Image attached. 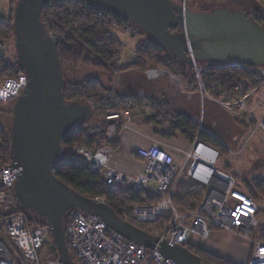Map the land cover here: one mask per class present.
<instances>
[{"label":"water","instance_id":"water-1","mask_svg":"<svg viewBox=\"0 0 264 264\" xmlns=\"http://www.w3.org/2000/svg\"><path fill=\"white\" fill-rule=\"evenodd\" d=\"M48 1L17 0L13 11L12 44L26 78L18 96L0 105L10 112L0 115V123L10 131L8 166L18 169L6 186L13 190L18 209L44 218L51 226V249L64 264H77L67 248L62 221L70 209L97 216L125 239L155 249L177 264H203L186 247L135 227L108 204L78 193L53 174L63 137L80 121L89 119L94 125L98 117L85 103L64 101L57 43L40 18ZM80 1L127 19L153 45L190 66L193 62L264 66V23H256L240 9L192 10L185 0ZM39 225L34 222L31 229Z\"/></svg>","mask_w":264,"mask_h":264},{"label":"built area","instance_id":"built-area-1","mask_svg":"<svg viewBox=\"0 0 264 264\" xmlns=\"http://www.w3.org/2000/svg\"><path fill=\"white\" fill-rule=\"evenodd\" d=\"M82 3L85 7L96 8L97 15L106 16L114 27L127 34L140 32L139 28L125 18L114 17L103 8ZM46 4L54 9L64 8L68 5V0H50ZM41 21L44 25L48 22L47 18ZM48 34L57 42L59 35L56 31L50 30ZM7 44L0 38V103L18 96L26 78L24 72L13 74L14 61ZM192 66L201 100L207 99L229 113L241 112L246 120L255 122L252 133L259 130L264 134V113L256 120L250 111V99L258 88L236 99L214 98L205 90L201 80V74L207 66L196 62ZM247 68L264 81V66ZM155 71L150 69L147 73L153 74ZM129 107L126 104L124 110L108 112L105 121H124L121 130L129 129L133 120ZM202 130L199 123L190 148L182 152L180 164H176L173 156L156 142L147 148H137L135 154L142 160L143 168L135 175H125L109 166L113 151L105 144L95 147L79 146L75 151L84 159L90 171H102L101 179L111 190H144L158 199L157 202L137 203L132 208L133 220L140 223L150 224L164 215L170 217L158 238L188 246L192 244L191 236H196L201 242L208 240L210 230L215 226L246 242L248 257L244 264H264V239L252 234L256 227L264 231V196L256 194L254 188L246 190L231 172L217 168L220 149L198 139ZM224 148L233 154L225 146ZM9 164L0 162V264H64L58 261V256L52 257L43 249L50 236L51 226L44 223L31 229L34 222H30L23 212L18 211L13 190L6 187L11 184L15 177L14 171L18 169H11ZM183 180L203 188L197 207L187 213L179 212L172 202L176 186ZM92 199L106 203L104 197ZM86 214L88 218L84 216ZM91 215L75 209H70L66 214V244L68 250L74 252L71 254L79 264H177L164 258L155 249H148L125 239L97 216L92 215L93 219Z\"/></svg>","mask_w":264,"mask_h":264},{"label":"trees","instance_id":"trees-1","mask_svg":"<svg viewBox=\"0 0 264 264\" xmlns=\"http://www.w3.org/2000/svg\"><path fill=\"white\" fill-rule=\"evenodd\" d=\"M16 4V2H15ZM10 5L6 20L0 19V37L7 42H13L14 26L13 11ZM110 14L114 16L111 12ZM117 17V16H114ZM40 18L45 23V28L49 32L54 30L58 33L57 51L62 67H76L79 65L89 66L102 72L114 73L119 70L136 68L145 69L148 66L163 67L181 79L184 83L192 84L196 82L192 66L176 59L167 53L163 48L153 45L150 41L143 42L135 48V58L125 65L117 64L116 60L120 54L121 42L111 34L113 26L106 16L97 15L96 8L83 6L80 0H68V5L64 8H51L45 4L41 10ZM258 24L264 23V15L257 10L249 16ZM173 29L172 31H174ZM139 33L143 32L140 30ZM207 66L201 75L202 83L206 91L215 98H224L223 94L233 91L238 87L233 95L238 97L255 85L259 76L252 73L247 68L248 64L229 65L226 63H202ZM13 74L24 72L20 67L17 57L14 58ZM192 72V79L188 76ZM110 90L105 88L96 79H85L82 82L63 84L62 94L66 103L82 102L91 108V115L103 118L110 111L119 110L121 106H113L112 102L118 95L112 96ZM126 99V98H125ZM125 101L131 102L132 108L136 104L143 103V100L135 95H130ZM123 103V102H122ZM121 103V105H122ZM170 122L173 131H179L189 140H192L196 133V125L191 119L184 115L163 116ZM88 120L80 121L62 139L61 151L53 163V174L64 184L74 189L78 193L94 198L104 197L106 204L123 220L130 222L135 227L140 228L148 234L158 236L164 227L163 218H158L151 224L145 225L136 222L131 217L132 208L135 204L145 202L155 198L145 192H121L113 191L102 181V171L93 172L87 168V163L75 151L79 146H91L92 139L87 133ZM242 124V120L238 119ZM122 121H118L117 130L120 129ZM0 138V162L10 163V131L1 127ZM119 132V131H118ZM200 141L213 146H218L217 140L210 134L200 131ZM115 141V140H114ZM117 141V140H116ZM215 144V145H214ZM222 152L226 153L224 150ZM255 190L264 196V182L261 180L254 184ZM203 188L187 181H180L176 186L173 203L181 213L192 211L198 204ZM18 207V206H17ZM23 212L30 222L44 224V218L31 212ZM66 214L63 215V226L66 224ZM53 243L51 236L47 244L51 250V256L57 257V252L51 249ZM187 249L198 255L203 264H232L230 261L211 253L198 245H188ZM70 252V251H69ZM72 256V254L70 253ZM73 257V256H72ZM79 264L78 261H76Z\"/></svg>","mask_w":264,"mask_h":264},{"label":"rangeland","instance_id":"rangeland-1","mask_svg":"<svg viewBox=\"0 0 264 264\" xmlns=\"http://www.w3.org/2000/svg\"><path fill=\"white\" fill-rule=\"evenodd\" d=\"M16 1L17 0H0V17L1 18L7 19V13H8L9 7L10 5L14 6ZM185 4L187 8L192 9V10H211L217 7V8H230L231 10L240 9L244 13H246L248 16H251L252 13L257 10L258 12L264 15V0H185ZM111 34L117 37L121 42L120 54L118 56V59L116 60L117 64L119 65H125L127 63L132 62L133 59L135 58V48L139 44L148 41V38L144 33L130 35V34H127V32H125L124 30L120 28L118 29V27H114V26H113V30H111ZM7 43L9 47V54L12 60L14 61L16 53H15L13 44L12 42L11 43L7 42ZM196 63L198 65H201L199 64V62H196ZM150 69L164 70V71H167L169 76L172 75L174 79L177 78V82L174 81L175 82L174 85H175L176 90H178L179 92H183L181 90H184L183 89L184 86H186V88L190 85L196 87V91L198 90V94L200 97L199 87H197V85L195 84L196 82L192 84H186L184 83V81H186L185 79H181L180 77L170 74L168 70L163 67L148 66L145 69L128 68V69L119 70L114 73H110V72H102V71H99L89 66L79 65L76 67L74 66L73 67H62V75H63L64 84L82 82L85 79L92 78V79H96L100 81V83L105 88L110 90L111 92L110 94L112 96H115V91L117 90V92L120 95L118 94V97L117 98L115 97V99H113V102H112L113 106H118V107L121 106L119 110H124L125 105L129 104L130 105L129 111L132 113L131 115L134 116L136 114L142 113L143 108H145L143 103H139L138 105L136 104V107L132 108L131 102L125 101L127 98L125 99L122 96L124 93L127 92L126 90L127 88H130V90H128L129 91L128 93H131L133 91H135L136 93L137 91L136 89L138 88L142 90H145L147 88L146 87L147 83L144 81L143 77H139L137 75L133 76L131 73L132 70L137 71V73H143L144 77H146L149 75L147 71H149ZM190 71L194 72L193 66H192V70ZM193 75H195V73ZM191 79H192V72H190L188 76V80L190 81ZM260 79L261 80H258V82L255 85H253L252 88H250V90L241 93V95L238 97L233 96L235 95L234 93L239 90L238 87L237 89H233V91L228 94H223L222 97H224L225 99H236V98L241 97L245 93H248L251 90L258 88V91L255 92V94L250 99V111L255 115V119L258 120L264 113V81L262 78ZM125 96H127V94ZM139 99L143 100V98H140V97ZM207 101H208L207 99H204V100L203 99L201 100V98L199 99V102H198L199 103L198 104L199 117L197 121L193 123L196 125V128H198V125L200 123L203 129L202 131L210 134L217 140L218 146L216 145L215 147L219 148L220 152L221 150H224L226 152V153L222 152L223 154H220L219 159L216 164L217 168L220 170L231 172L235 176L237 181L241 183V185H243L246 188V190L250 191L252 190L251 188H254L255 183H258L261 180L264 182V134L259 130H257L255 133H252L255 122L253 120H249V121L246 120L245 115H243L241 112L233 111L232 113H229V112L224 111L219 106L213 103H208ZM156 103L157 102L155 103L150 102V104L159 106V104H156ZM1 104L2 102L0 103V105ZM148 110H150V108H148ZM3 114L8 115L10 114V112L0 107V115H3ZM203 115H204L203 120L199 122L200 118ZM238 119L242 120V124L238 123L237 121ZM146 121L148 122L149 120L146 119L145 122ZM162 122L163 121L161 122L159 121V123H162ZM123 124H124V121H122L121 127L123 126ZM121 127L119 130H117V127H116L117 133L121 131ZM117 133L116 135H114L115 137L110 142L106 143V145L109 146L112 149V151L117 145V141L115 139L117 138V135H118ZM0 138H1V130H0ZM102 143H104L103 139L99 138L97 139V142L95 145H99ZM224 146L229 151L233 152V154H230V152H227ZM119 191L126 192L122 190H119ZM139 192L147 193L144 190H141ZM256 194H258L261 197L263 196L257 191H256ZM173 197L174 196H172V202H173ZM157 200L158 199L153 198L151 200H148V202H157ZM131 217H132V212H131ZM162 218H163L162 220L163 223L166 221L165 223L167 224L170 217L168 218L162 217ZM142 224L148 225V223H142ZM166 224H164V226ZM252 234L255 236H259L261 239H264V231L261 230L260 227H256L255 230L252 231ZM50 236L47 242L49 241ZM209 239H210V242H212L215 246L221 249H226V250L231 248L230 239H234V240H238L239 242L246 243L241 238L235 237L231 233L221 231L215 226H213L210 230ZM190 241L192 242V244L199 245V246L203 245L204 243V242H201L200 239L196 238V236H191ZM47 242L45 243L43 249L45 252H49V255H51L52 252L50 248L48 247L49 244H47ZM184 247L187 248V246H184ZM230 262L232 264H236L235 262H232V261Z\"/></svg>","mask_w":264,"mask_h":264},{"label":"crops","instance_id":"crops-1","mask_svg":"<svg viewBox=\"0 0 264 264\" xmlns=\"http://www.w3.org/2000/svg\"><path fill=\"white\" fill-rule=\"evenodd\" d=\"M8 17V13H7ZM1 20H6L1 18ZM117 38V37H116ZM118 39V38H117ZM156 70L155 73L149 74L144 77L143 73H137L132 70V75L143 77L146 84V89L140 88L128 93L130 88H127L125 95H135L143 98V102L146 104L141 114L133 116L131 127L126 130H121L117 133V122L108 123L104 118H98V121H94V125L88 122L87 133L92 139L91 146L95 147L97 139L102 138L105 144L110 142L116 135L117 145L113 149V154L109 159V166L118 170L125 175H135L143 168L142 160L135 154L137 148H147L154 142L159 144L164 150L170 153L176 164H180L182 161V152L187 151L190 148L192 140H189L184 134L179 131H173L170 122H168L163 116L169 115H184L191 119L192 122H196L198 114V102L199 94L196 87L190 85L187 88L179 92L174 85V77L168 75L167 71L159 74ZM135 73V74H134ZM177 79V78H175ZM179 80V79H178ZM192 86V87H191ZM186 87V86H185ZM187 89V90H185ZM119 93L115 91V95ZM123 94L122 97L127 98ZM120 95V94H119ZM155 103L159 104L156 106ZM211 103L210 101H207ZM150 108V110H148ZM149 111V112H147ZM204 115L200 118L201 122ZM149 120L148 122L145 120ZM159 121H163L159 123ZM113 125V127H112ZM111 128V129H110ZM198 129V128H197ZM197 134V130L195 136ZM194 136V137H195ZM94 138V140H93ZM211 145V144H209ZM213 146V145H211ZM231 248L221 249L215 246L209 240H206L201 247L211 253H214L226 260L235 262L236 264H243L248 257V246L244 242L230 239Z\"/></svg>","mask_w":264,"mask_h":264},{"label":"bare ground","instance_id":"bare-ground-1","mask_svg":"<svg viewBox=\"0 0 264 264\" xmlns=\"http://www.w3.org/2000/svg\"><path fill=\"white\" fill-rule=\"evenodd\" d=\"M158 73H159V74H162V73H164V71H163V70H160V71H158ZM173 81L177 82V79H173ZM164 218H166L165 215H164Z\"/></svg>","mask_w":264,"mask_h":264},{"label":"flooded vegetation","instance_id":"flooded-vegetation-1","mask_svg":"<svg viewBox=\"0 0 264 264\" xmlns=\"http://www.w3.org/2000/svg\"><path fill=\"white\" fill-rule=\"evenodd\" d=\"M176 30V29H175ZM11 118H12V116H11ZM11 118H10V123H9V129H10V124H11Z\"/></svg>","mask_w":264,"mask_h":264}]
</instances>
